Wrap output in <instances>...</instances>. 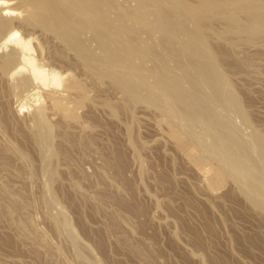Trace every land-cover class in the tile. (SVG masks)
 Wrapping results in <instances>:
<instances>
[{
	"label": "bare ground",
	"instance_id": "6f19581e",
	"mask_svg": "<svg viewBox=\"0 0 264 264\" xmlns=\"http://www.w3.org/2000/svg\"><path fill=\"white\" fill-rule=\"evenodd\" d=\"M19 1L25 3L26 11L18 15L13 13L14 7L0 1V76L3 75L9 81L13 93L23 89L16 92L22 93L25 87L29 89L32 85L46 89L55 86L57 88L44 89L43 93L52 113L58 112L63 117L76 120L75 107L82 105L86 99L94 101L88 88L92 84H110L119 92L116 91L122 105L133 108L141 103L157 113V124L164 125L165 131L164 128L162 130L168 140L193 163L210 192L230 181L249 206L264 219V128L261 129L253 121L252 113L244 103L246 100H243L245 95L240 92L241 88L233 76L240 71L237 70L240 67H237L238 60L246 67L245 74L253 73L256 76V73L261 72L257 68L263 66V60L258 63L261 66H256L255 61L260 60V57L256 60L247 51L250 45L251 49L253 46L261 47L264 43V0ZM33 33L40 39L37 45L32 44ZM222 44L228 45L225 46L227 51L221 47L224 46ZM241 44L247 45L244 46L248 49L244 55L241 52L239 58L237 52L244 47L242 45L239 49ZM55 61L68 64L66 68L69 65L70 68L75 66V70L80 68L77 71L82 72L91 85L87 87L85 79L80 80L82 78L77 72L73 74V68H63L65 72L62 74V66L59 69ZM240 76H236L237 80ZM255 76L254 81L257 80ZM261 77L263 79L264 76ZM249 78V81L253 79L252 76ZM258 80L261 81L260 78ZM241 82L245 90L247 85L244 79ZM43 105L36 101L31 112V123L26 125H29L28 131L30 128V143L33 142L37 147V157L42 158V164H45L48 154L53 156L48 161L54 162L42 165L45 171L40 169L47 173H43L46 179L37 170L43 181L40 183V192L35 196L30 187L24 191L20 184L34 182L35 176L38 177L34 167L36 160L20 143H5L4 139H0V148L10 150L20 165H28L26 172H21L22 166L12 169L0 150V217L22 242L36 246L35 257L42 259L43 264H55V255L63 256L62 250L59 246H53L55 243L50 241L48 232L37 223L39 219L35 218V209L38 201L43 216L48 218L50 229L58 236L64 233L62 236H67V239L61 238L64 241L69 239V242H65L74 245L71 247L68 244L72 249L75 248L74 252L71 251L75 259L88 261L89 264H105L101 258L98 259L96 250L91 252L98 258L86 256L81 247L78 248L82 253L77 250L76 243L82 238L78 239L81 236L77 237L78 232L72 229L71 220L68 221L66 215L64 217L63 211L66 209L58 201L54 190H51L53 188L50 189L52 184H48L51 179L55 182L54 177H59L61 173L59 160H62L61 165L63 162L66 164L65 168L62 167L64 169L69 167V161L64 152L49 147L52 142L49 139L53 136L52 133L50 137L49 129L52 131L55 128L50 125L53 121L46 118ZM106 105L115 114L118 105L109 99ZM7 120H0V131L8 125ZM5 121L7 124H4ZM78 126L81 132L86 131L85 125ZM126 129L128 131L129 126ZM73 132L71 125H68L61 131L59 139L63 140ZM35 146L31 147L36 150ZM96 153L95 148L88 152L90 156ZM40 160L39 163L42 162ZM104 161L107 164L111 162L108 158ZM113 166L115 171L112 175L101 165H95L91 173L82 170L79 178L72 180V187L82 198H92L95 205H105L110 200L107 192H104L105 187L112 188L110 194L117 205L110 210V222L115 225L124 220L130 225L136 211L131 202L120 195L125 188L123 168L115 164ZM38 167L36 169L41 166ZM8 177L13 180L9 182ZM86 179L92 189L81 188L80 182ZM116 180L121 181L120 184ZM18 181L21 183L15 184ZM99 184L103 185V190L99 191ZM126 184L131 194V185L128 182ZM48 186L56 197L48 193ZM64 228L68 230L67 233L62 231ZM122 241L144 264H160L153 254L150 238L132 240L123 237ZM85 243L79 246L84 245L87 252ZM196 254L204 263L209 259L202 252ZM213 258L217 260L216 264H234L226 256Z\"/></svg>",
	"mask_w": 264,
	"mask_h": 264
},
{
	"label": "rangeland",
	"instance_id": "374dc122",
	"mask_svg": "<svg viewBox=\"0 0 264 264\" xmlns=\"http://www.w3.org/2000/svg\"><path fill=\"white\" fill-rule=\"evenodd\" d=\"M0 1L14 7L15 11L13 13L15 15L25 13L26 11L25 3L19 0ZM22 31L24 34V30ZM32 35L34 36L32 44L37 45L36 42H38L39 38L35 37L34 33ZM263 44L261 47L258 46L262 48L264 47ZM222 45L224 46L221 47L228 46L227 44ZM242 45L244 46L245 44H241L239 49ZM245 46L242 48L244 49ZM248 47L249 50L247 51ZM248 47L244 49L245 51L241 50V48L239 50L240 52H237V54L239 53L238 57L240 58L247 51L249 54L254 55L256 60L260 57V60L258 59L259 61H255V65L261 66L258 63H261L262 60L264 63V48L260 49L256 47V49L253 46L255 48L252 47L253 51L251 50L252 48L250 49L251 45ZM258 49L260 50L258 51ZM35 51L37 52V50ZM249 51L252 52L250 53ZM241 52L243 53L242 55H240ZM259 53L261 56H259ZM231 60H234V58L232 57ZM231 60L229 59L228 61ZM55 63H58L55 65L58 68L60 67L59 69L62 66V74H64L65 69L67 70L68 68L69 70L75 67L72 65V68H70L71 65H69L66 68L68 64L65 65V63L63 64V62L60 63L58 61H55ZM236 63L237 67L240 66L237 68V70H240V74L238 73V75L242 76L237 80L239 76L233 73L234 75H232L235 76L234 81L236 80L235 82L238 86L243 89L241 90L238 87L240 92L242 91V95L243 93L245 95L243 96V100H246L244 103L252 113L253 121L263 129L264 77L261 79V76H264L262 74L264 73V64L262 66L263 68H257H260V74H262L256 73L257 80L259 78L261 80L259 82L256 79L254 81L255 74L252 73L250 75L251 73L248 72V74H245L244 70L246 67L244 65L242 66L239 60ZM77 70H80V68L74 69L72 71L73 74L77 72V75L82 78L80 80L85 79L86 81V77L82 72L80 73ZM235 72L237 73L238 71ZM244 75H250L249 77L251 78L252 76L253 79L246 78ZM3 79L9 83L3 75L0 76V120L2 118H8V122H4V124L8 123V125H5V129L1 127L0 139H4L5 143L17 142L25 149L27 148L32 158L36 160V165L34 166L35 171L37 173L39 171L42 175L36 173L38 177L35 176V181L33 182L32 180L29 182L31 184L25 182L20 184V181L15 184H20V188H23L24 191H27L30 187L35 196H37L42 187L40 183L43 181L41 177L43 178L44 172H41L42 170L40 169L44 161H42L41 157V160L37 157L39 156L37 153L38 149L33 142L30 143L31 139L29 138L31 136L28 135L31 134L29 133L30 128L29 131L27 129L31 123L30 117L33 115L31 114L32 110H34L32 108L35 107L36 101H40V103L44 104L46 118L48 117L47 119L49 121H53L50 122V125L55 128L53 129L51 127L53 132L49 129V132H51L49 133L50 137L52 135L55 136L49 139V142L51 140L54 143L53 145L51 142L49 147L52 150H60L68 156L69 167L64 169L66 164L63 162L64 164L62 163L61 165L62 160H59V162L61 161L59 164L61 173L59 177H54L55 182L51 179L52 181L50 180L48 184L49 186L52 184L50 189L53 188L51 190H54L53 192L59 198L58 201L66 209L63 208L65 210L63 211L64 217L66 215L68 221L71 220L72 229L77 230H75L78 232H75L77 237L81 236L78 239H83H79L78 244L76 243L77 250L81 247V251L85 252L88 257L94 255L91 250L93 252L96 250L95 253L96 255L98 253L99 258L98 256L95 257V255L92 257L98 258L99 260L101 258L105 264H144L143 261L139 260L136 255L128 250L122 239L123 237H127L132 240H139L143 237H148L152 241L151 247L153 254L156 255V259L160 264H216L217 260L213 257L219 255L228 257L234 264H264V219L261 218V215L256 210L249 206L232 182L227 181L216 191L210 192L193 163L191 164L187 160V157L175 149L170 139L168 140L163 132V130L165 131L164 125L160 124L162 125L161 127L157 124V113L154 110L147 109L141 103L136 104L133 108L122 105L118 101L119 92L113 86L106 83V86H93V84L91 85L89 83L91 81H86L87 87L91 85V90L88 88V92L93 95L89 96L92 97V100L94 97V101L86 99L82 105L75 107L77 119L70 120L67 117L61 116L58 112L55 114L52 113L50 103L46 96L43 95V93L45 94L44 89L46 88L32 85L33 87L29 86L31 88L28 89V87H25L28 85H25L23 87H25L26 91L24 89L22 93H16L19 90H23L16 89L17 91L15 90L16 92L13 93L11 84L9 83L8 85ZM242 79H244V83L247 85L245 90V86L241 82ZM239 80L243 84V87L238 82ZM23 87L21 86V88ZM50 87L51 89L53 87L57 88L55 86ZM50 87L48 88L50 89ZM105 99H109L118 105L115 114L107 107ZM28 123L29 125L27 126L26 124ZM80 124L86 126V131L81 132V128L78 126ZM68 125H71L72 132L74 130L76 131L70 133L63 140H60L61 131ZM127 126H129L128 131L126 129ZM24 139L27 142L23 141ZM1 142L3 141L1 140ZM29 145L35 146L36 150ZM53 146L55 149H53ZM91 148L96 149L97 153L95 155L91 154L90 156L88 154ZM0 150L3 151V154L9 160V166L12 169L22 166L18 158L10 150L3 148H0ZM52 150L50 149L51 152ZM48 155L46 162H49L48 165H50V162L52 163L54 160L48 161L53 158L51 154ZM96 155L100 156V158H97ZM105 158L111 160L110 164L104 161ZM43 159L45 160V158ZM39 160L42 161L40 162L41 165ZM1 164L2 162L0 161ZM113 164L123 168L122 175L125 188L119 194L125 200L131 202L136 211V216L130 225H127L124 220L117 222L115 225L110 222V210L117 205L115 199L110 194L112 193V188L105 187L104 190V192H107L110 200L105 205H101L100 203L95 205L92 198H82L72 187V180H77L82 170L85 169V173H91L95 165H101L102 167L104 166L105 171L109 175H112L115 171ZM37 165L41 167L39 168ZM37 167L39 169H36ZM21 168V172H26L28 165L22 166ZM43 171L45 170L43 169ZM2 176H5V174L2 173ZM10 179L12 178H7L9 182ZM43 179H46V177ZM84 180L80 182L81 188H88L87 190L92 189V186L88 183L89 180ZM116 182L120 184L119 182L121 181L116 180ZM127 182L131 185V194L126 186ZM49 186L48 193L51 192ZM98 187H100L99 191L101 189L103 190V185L99 184ZM56 194L54 195L52 193L54 197H56ZM41 210L42 208L37 201L35 209V215L37 217L35 218L39 220L36 219V221L38 220V225L48 232L50 241L52 240L55 243L53 246H59L61 248V253L64 256L63 258V256L58 257L55 255V264H89L88 261L83 262L84 260L80 261V259L77 258V260L75 256H72L73 249L75 248L72 249L71 247H74V245L70 242V244L68 243L70 246L72 245L70 247L65 242H69L70 240H63L67 239V236L65 238L64 235L62 236L64 233L59 234V237L58 234L50 229L48 218L43 216ZM64 229L62 231H68ZM80 240L82 241L80 242ZM83 243L86 244V247L91 246L93 249L87 247V253L86 248L83 247L84 245L79 246V244ZM197 243H201V245ZM34 251H36V246L22 242L0 217V263L43 264L42 259L40 260L35 257ZM196 252L204 253L209 259L204 263Z\"/></svg>",
	"mask_w": 264,
	"mask_h": 264
}]
</instances>
